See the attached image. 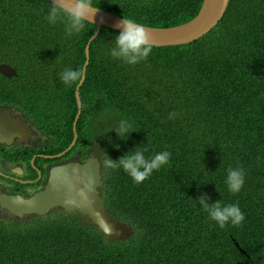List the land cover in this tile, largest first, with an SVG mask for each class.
<instances>
[{
	"label": "trees",
	"instance_id": "obj_1",
	"mask_svg": "<svg viewBox=\"0 0 264 264\" xmlns=\"http://www.w3.org/2000/svg\"><path fill=\"white\" fill-rule=\"evenodd\" d=\"M202 1L94 4L147 26L169 27L192 19ZM48 6L49 0H0V61L18 71L11 78L0 73V95L28 105L33 92L9 80L51 79L75 109L78 82L64 85L58 74L66 67L82 70L97 25L65 36L63 24L45 20ZM118 31L102 25L90 43L77 124L88 107L93 121L105 114L114 124L127 118L132 132L126 139L111 127L95 138L107 155L115 160L134 147L147 149L146 157L166 150L169 162L140 183L119 167L103 169V201L114 221L129 227L125 237H106L77 214H53L31 227H0V264H264V0H231L206 35L183 45H151L147 59L135 65L107 55ZM37 86L49 88H28ZM76 111L60 115L58 126L71 124ZM230 167L245 173L235 194L223 183ZM202 193L210 202L237 203L241 225L217 227L194 201Z\"/></svg>",
	"mask_w": 264,
	"mask_h": 264
},
{
	"label": "flooded vegetation",
	"instance_id": "obj_2",
	"mask_svg": "<svg viewBox=\"0 0 264 264\" xmlns=\"http://www.w3.org/2000/svg\"><path fill=\"white\" fill-rule=\"evenodd\" d=\"M24 84L25 92H33L27 105L25 99L17 96L0 95V113L5 114L4 133L0 132V224L14 229L31 227L30 222L45 218L53 214H77L89 223L88 219L77 210L72 211L62 206H55L45 214L36 212L20 214L12 212L5 199L25 200L43 191L49 183L54 168L67 163H99L100 152L108 153L105 145L99 144L95 138L104 130V125L97 119L93 121L90 108L87 117L81 124H77V115L82 113V104L72 109L68 105L65 88L59 87L51 79L46 81H12L8 85ZM48 85V89L40 86L31 90L29 85ZM9 93L10 90H7ZM59 93L58 95H45ZM36 93L40 98L36 100ZM76 93V92H75ZM25 96V95H22ZM76 97V96H75ZM37 101V102H36ZM77 103V97H76ZM68 112L75 117L64 128L58 126L60 115ZM96 123V125H95ZM76 134V139L71 147ZM72 135V138L69 137ZM101 165V164H100ZM103 172V166L101 165ZM14 204V203H13Z\"/></svg>",
	"mask_w": 264,
	"mask_h": 264
},
{
	"label": "clouds",
	"instance_id": "obj_3",
	"mask_svg": "<svg viewBox=\"0 0 264 264\" xmlns=\"http://www.w3.org/2000/svg\"><path fill=\"white\" fill-rule=\"evenodd\" d=\"M230 1L231 0H228L225 12L227 11L228 6L230 5ZM204 4H206V0L202 1L200 9L202 8ZM99 9L100 8L95 6L94 0H49V6L47 8L44 18L49 25H55L57 23L63 24L65 36H73V35H79L85 29L86 23H89V22L94 23L93 21H94L95 14L99 11ZM198 13L192 19L184 23L174 25V26H169V27H165V26L151 27V26H147L142 23L136 22L133 19L125 18L122 16V19L118 25L119 29L114 28L119 31L116 33L114 37L113 46L108 49L107 55H109L111 58H114L122 62L123 64L135 65L141 61L146 60L152 51V46H156L150 43L148 35H147V31L144 27L163 29L164 31L167 32L166 43H168L163 46H177V45H183L189 42H193L203 37L209 31H211L213 28L217 26V24L221 21L224 15L223 13V15L212 26H208L207 30L202 35H196L192 30H188L185 28H181L179 30L174 29L175 27H178V26H181L183 24L190 22L191 20H193L194 18L198 16ZM94 34L93 36L90 37V39L87 42V44L89 43V47H90V43L93 40L91 38H94L96 36V35L94 36ZM186 35H192V38L188 41H182L181 38L185 37ZM211 48L214 51H216L215 46ZM85 52H86V47H85ZM89 55H90V48H89ZM2 63L10 64L11 66L15 67L16 72H17L16 75L7 76L0 71L2 75L8 78L18 75L16 66L12 65L7 60H1L0 64ZM58 75H59L60 81L64 85H73L74 83H77L83 79V67H82V70L79 68L73 69L71 67H66L61 72H59ZM85 75H86V72H85ZM80 87H79V90H80ZM75 92H76V87H75ZM75 96H76V93H75ZM79 96H80V91H79ZM80 100H81V96H80ZM174 116H175L174 113L169 112L168 114L169 119L174 118ZM79 117H80V114H78L77 116V119H76L77 122H78ZM108 117L109 116L105 114L103 115V118L100 120V123L104 125L105 130H108L110 128L109 126L110 119ZM3 128L4 126L3 124H1L0 130ZM108 131H115L118 138L121 140L126 139L129 136V134L132 132L131 122L127 118H120L115 122V124ZM75 139H76V134L70 146L66 148L65 150L71 147ZM134 148H135L134 151L128 150L126 153H124L123 155H121L119 158L115 160L110 158V156L107 155L106 153L100 152V156L98 159L100 177H102L103 175V172L101 170V165L103 166V169L104 168L112 169V168L119 167L125 173H127V175L133 181L140 183L144 181L145 179H147L153 173V171L160 169L162 166L166 165L169 162L170 153L166 150L155 152L150 157H146L144 155V152L147 149L141 150L136 147ZM244 181H245L244 170L240 167H230L226 171V175L224 177L223 183L226 186V189L229 193L235 194L241 191L244 185ZM102 183L103 182L101 179V186H102ZM101 186L99 188H101ZM99 195L101 196L102 201H103V196H102L101 191ZM12 201L13 200H11L10 198H6L4 204L12 205L13 203H15ZM194 201H196V203L198 201L199 206L203 209V211L206 212L208 219L210 221L215 222L216 226L219 227L220 229H224L226 226H229V225L238 227L241 225L242 221L245 219L244 213L241 211L237 203H222L220 199L210 202V197L208 196L207 193H202L200 196L196 197ZM11 211L18 213L16 211H13L12 209ZM65 211H68V210H65ZM45 213H38V214H45ZM18 214H20V212ZM2 226H5V225L0 224V227ZM118 233L119 232H117V234ZM117 234H113L110 236H106L105 234L104 235L106 237L113 238L114 235H117Z\"/></svg>",
	"mask_w": 264,
	"mask_h": 264
},
{
	"label": "water",
	"instance_id": "obj_4",
	"mask_svg": "<svg viewBox=\"0 0 264 264\" xmlns=\"http://www.w3.org/2000/svg\"><path fill=\"white\" fill-rule=\"evenodd\" d=\"M227 3L228 0H206V4L202 6L196 18L174 29L185 28L192 30L196 35H202L208 26H212L223 15ZM121 19L122 16L118 14L99 9L93 21L97 25L94 36L99 33L102 25L119 29L118 25ZM144 28L152 45L163 46L168 44L166 43V31L158 28ZM191 38L192 35H186L181 40L188 41ZM89 60L88 43L86 46V61L83 66V79L76 86L79 111L81 107L79 87L84 81ZM0 71L7 76L17 74L15 67L8 63L0 64ZM5 117H7L5 114L0 113V125L3 124V129H5ZM0 132L4 133L2 129ZM100 186L99 163H67L53 169L49 183L43 191L31 198H25L21 201L16 200L14 204L7 205L18 213L22 210L25 213H45L55 206H62L65 210H77L88 219L89 223L95 224L106 236L119 232L114 237L123 238L129 234V227L123 222L114 221L113 217L109 215L108 209L99 195Z\"/></svg>",
	"mask_w": 264,
	"mask_h": 264
},
{
	"label": "rangeland",
	"instance_id": "obj_5",
	"mask_svg": "<svg viewBox=\"0 0 264 264\" xmlns=\"http://www.w3.org/2000/svg\"><path fill=\"white\" fill-rule=\"evenodd\" d=\"M116 105H117V103H115V104H113V108H115L116 107ZM114 125V123L112 122V120L110 119V123H109V126L110 127H112ZM100 191H101V188H99V193H100Z\"/></svg>",
	"mask_w": 264,
	"mask_h": 264
}]
</instances>
